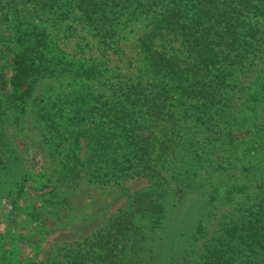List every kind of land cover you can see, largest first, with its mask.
Returning <instances> with one entry per match:
<instances>
[{
    "label": "trees",
    "instance_id": "obj_1",
    "mask_svg": "<svg viewBox=\"0 0 264 264\" xmlns=\"http://www.w3.org/2000/svg\"><path fill=\"white\" fill-rule=\"evenodd\" d=\"M22 2L0 0V22L12 26L8 41L16 46L9 78L4 66L9 55L3 50L0 57V120L9 109L21 126L34 106L61 157L53 182L59 187L73 190L83 180L107 185L139 177L150 184L132 195L102 230L66 250L63 261L41 264H156L154 241L140 220L160 225L165 219L160 191L168 183L166 169L180 163V153L192 155L196 166L205 156L223 160L230 154L225 161L231 165L264 146V119L258 115L260 122L251 123L236 101L237 74L264 52V31L257 22L264 18V0ZM124 19L146 22L137 46L144 68L129 84H114L110 76L108 91L102 81L110 71L70 59L55 35L65 21L78 20L103 42H112ZM55 78H70L77 89L38 101L41 82ZM254 85L245 104L256 108L264 104V70ZM5 143L0 134V175L16 153L11 147L13 155L5 160ZM179 175L182 191L193 190L201 179L194 168ZM25 181L18 196L25 193ZM255 181L240 189L245 194L258 188L252 205L228 218L199 258L190 257L189 245L184 264H264V179ZM197 228L201 234L203 226Z\"/></svg>",
    "mask_w": 264,
    "mask_h": 264
},
{
    "label": "rangeland",
    "instance_id": "obj_2",
    "mask_svg": "<svg viewBox=\"0 0 264 264\" xmlns=\"http://www.w3.org/2000/svg\"><path fill=\"white\" fill-rule=\"evenodd\" d=\"M25 6L29 7L28 4ZM3 17L0 13V18L4 20ZM125 20L112 42H103L78 20L65 21L55 35L57 44L70 59L89 65L101 64L110 71L102 81L107 84L105 90L108 91L112 90L108 82L110 76L114 84H129L142 76L144 68L137 46L146 22ZM257 22L264 31V18ZM11 35L12 26L7 21H1L0 57L5 50L9 58L5 65L1 59L0 62L7 67L8 78L12 76L11 60L16 53L15 44L11 43V39L8 41ZM261 56L262 59L247 63L237 74L240 92L236 101L251 123L260 122L258 115L260 120L264 119V104H255L256 108L245 104L250 90L255 87L256 77L264 70V52ZM71 83L70 78L44 80L35 97L39 101L55 98L60 93H70L77 89ZM3 103L7 104L5 98ZM6 110L8 118L0 120V134L8 143L1 148V155L5 160L13 155L9 152L11 147L16 153L13 164L0 175V264L4 261L8 264L63 261L66 250L102 230L120 210L127 207L132 195L150 185L144 177L107 185L90 184L83 180L73 190L55 185L54 176L60 168L61 157L53 151L50 130L38 119L33 105L21 126L16 125L14 114ZM225 155L223 160L212 155L205 156L202 165L196 166L192 155L181 152L178 156L180 163L166 169L168 183L160 191L165 219L160 225L149 219L140 220L145 235L154 241L151 247L157 255L156 264H184L183 258L189 245L190 257L199 258L206 245L219 235L228 218L252 205L251 196L258 188L253 186L245 194L240 189L249 181L254 184L255 179L257 182L264 179V146L247 160H231L234 162L231 165L225 161L230 154ZM191 168L200 173L201 179H197V183L194 181L193 190L187 187L182 191L178 186L179 174ZM24 177L25 193L18 196V186ZM231 190L234 191L232 199ZM199 223L203 226L201 234H197Z\"/></svg>",
    "mask_w": 264,
    "mask_h": 264
}]
</instances>
